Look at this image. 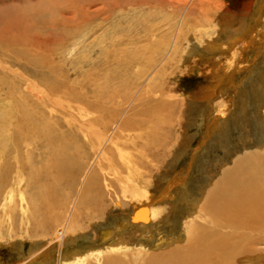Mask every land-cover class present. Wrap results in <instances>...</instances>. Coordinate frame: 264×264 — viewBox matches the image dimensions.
Wrapping results in <instances>:
<instances>
[{"label": "bare ground", "instance_id": "1", "mask_svg": "<svg viewBox=\"0 0 264 264\" xmlns=\"http://www.w3.org/2000/svg\"><path fill=\"white\" fill-rule=\"evenodd\" d=\"M262 1L258 0L255 5ZM119 3L125 15L132 8L138 9L146 3H156L169 10L170 7H179L182 17L191 12L190 5H181L179 0H120ZM217 4L227 21L220 25L218 32L221 37L213 41L210 39L205 44L208 52L214 49L225 51L240 45L241 36L248 30L249 7L245 6L240 15L229 12L228 8L223 9V3ZM25 35L28 37V34ZM24 37L20 36L24 42L31 40ZM44 42L39 39L37 44L40 43V47ZM193 50L195 46L189 52ZM64 82L53 87L64 86L67 96L63 99L53 98L54 101L49 99L47 103L39 98L40 102L36 101L30 106L13 104L10 107L6 105L8 108L0 107V151L6 153L0 154V159H3L0 163V195L9 187L19 186L26 175L25 183L30 192L29 214L25 220L34 222L36 226L32 233L34 246L21 264H64V241L91 227L95 230L96 240L86 249L97 246L107 252L99 264H264V250L252 248L255 243H264V66H254L248 76L240 81L238 95L240 99L243 98V103L238 111L235 107L233 117L244 116V110L249 108L248 116L252 118L255 133L251 139L247 138V145L242 146L254 150L244 152L229 167L225 165L227 161L217 164L219 170L206 175L204 183L193 195L187 192L182 182L176 185L168 183L166 191L156 199L132 191L129 194L132 205L126 210V201L118 196L114 180L119 178L118 172L125 168L129 180L139 184L152 172L153 161L169 151L170 99H159L156 90H152L150 105L135 109L136 105L131 108L133 104L125 106L126 103L114 100L111 96H115V89L111 93L109 88L107 90L100 86L90 93L91 96H85L84 91L66 88ZM212 98L194 102L199 104H195L194 108L199 109L200 114H197V119L193 118V123L204 122L205 125L203 108L210 104ZM83 107L88 111H84ZM59 114L67 116V119ZM226 116H220L215 129V141L222 145L226 144L232 133L233 122ZM129 142L136 154L121 151ZM32 145H40L43 150L39 167L24 166L17 160V156L23 152L21 150L27 153ZM137 166L147 169V172H138ZM164 179L166 176L161 177L160 181ZM126 197L124 195L122 198ZM109 210L110 214H107ZM162 235L166 237L162 238ZM173 236H176V240ZM127 237H133L138 249L132 254L139 258H131L122 251L127 250ZM85 238L90 242L89 232ZM173 243L176 244L160 254L148 251L152 245L161 248ZM90 253L87 251L83 264H91V261L97 264L95 259L98 258H93L96 255ZM89 258L90 261H86ZM131 259L133 263L129 262Z\"/></svg>", "mask_w": 264, "mask_h": 264}, {"label": "rangeland", "instance_id": "2", "mask_svg": "<svg viewBox=\"0 0 264 264\" xmlns=\"http://www.w3.org/2000/svg\"><path fill=\"white\" fill-rule=\"evenodd\" d=\"M118 1L120 2V0H0V31L3 30L0 32V107L5 108L6 105L10 107L13 104L24 107L25 104L28 106L42 100L49 103V99H63L67 96L64 86L53 88L61 81L67 83L64 82L66 88L84 91L85 96H91L92 91L100 86L110 89L109 92L115 89V96L111 97L120 103H126L125 106L133 104L131 108L136 105L135 109L150 105L149 97L152 90H156L159 99L169 98L170 138L167 137L170 141L169 151L165 152L162 158L160 156L157 161H153L152 172L141 179L139 184L129 180L125 168L118 172L119 178L122 179L114 180L118 196L126 201L124 205L126 210L132 205L129 201L131 198L129 194L132 191L156 199L166 191L168 183L176 185L182 182L186 185L187 192L193 195L204 183L206 175L210 176L211 172L219 170L217 164L227 161L225 165L229 167L233 160L244 152L254 150L242 146L247 145V140L255 133L252 118L248 116L249 108L244 110L246 113L244 116L236 117L237 119L233 117L234 111L236 109L238 111L243 103L241 102L243 98L240 99L238 95L240 81L248 76L254 66H264V0L257 5L255 4L258 0H179L181 5L189 4L191 7L190 14L187 13L185 17H182V10L179 7H170L169 10L156 3L151 5L146 3L138 9L132 8L125 15ZM217 3H223V9L228 8L229 12L240 15L243 14L245 6L249 7L248 30L241 36L240 45L225 51L214 49L208 52L205 44L210 39L213 41L221 37V33L218 32L220 25L227 21L226 16L217 8ZM147 19L148 21H145ZM25 34H28V37ZM20 36L31 40L24 42ZM39 39L45 41L40 47V43L37 44ZM194 46L195 50L190 53L189 50ZM87 74L89 75L86 76ZM212 96L210 104L204 105L203 108L206 126L204 122L202 125L193 123V118L197 119V114H200V110L197 111L194 107L206 97ZM195 101L198 103H194ZM83 108L84 111H88L86 107ZM224 114L230 121L232 120L233 125L232 138L222 145L215 141V137L217 122ZM59 116L67 119V116L60 114ZM208 120L211 122L208 123ZM39 146H29L31 148L29 153L21 150L23 152L17 156L18 162L25 164L24 166L39 167L43 151ZM123 147L121 151L125 152L124 154L137 153L130 142ZM2 153L6 154L5 151H0V154ZM0 160L2 163L3 159ZM146 170L137 166L138 172L145 173ZM163 176H166V179L160 181ZM26 180L25 175L19 186L9 187L0 195V264H21L28 258V251L34 246L32 233L36 226L34 222L25 220L29 214L27 208L30 192ZM125 187L128 191L124 189ZM121 195L127 197L122 198ZM107 214H110V210ZM91 231L95 230L91 227L75 234L74 238L69 236L64 241L62 248L64 264L85 263L87 251H91L90 254L93 256L96 255L93 258H98L95 259L97 264L107 255L103 248L98 249L97 246H92L90 250L86 249V246L93 245L96 240L94 239L96 234L93 232L94 236ZM88 232L90 242L85 238ZM130 238L127 237L125 242L127 250L122 251L131 258H139L140 256L132 254L138 247L134 244L133 237ZM173 239L176 240V236H173ZM175 244L161 248L152 245L147 250L160 254ZM252 248L263 251L264 243H255ZM86 261L89 262L90 258ZM133 261L131 259L129 262ZM90 263L93 264L92 261Z\"/></svg>", "mask_w": 264, "mask_h": 264}]
</instances>
